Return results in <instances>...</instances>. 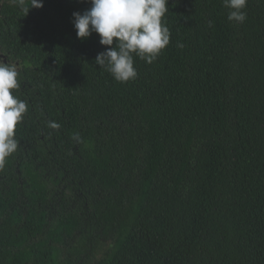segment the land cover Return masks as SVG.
<instances>
[{
  "label": "trees",
  "instance_id": "16d2710c",
  "mask_svg": "<svg viewBox=\"0 0 264 264\" xmlns=\"http://www.w3.org/2000/svg\"><path fill=\"white\" fill-rule=\"evenodd\" d=\"M90 7L0 0L27 104L0 168V264H264V0L242 23L223 0H168L170 43L128 82L95 63L97 33L77 37Z\"/></svg>",
  "mask_w": 264,
  "mask_h": 264
},
{
  "label": "clouds",
  "instance_id": "9594fccd",
  "mask_svg": "<svg viewBox=\"0 0 264 264\" xmlns=\"http://www.w3.org/2000/svg\"><path fill=\"white\" fill-rule=\"evenodd\" d=\"M229 9L228 20L242 23L247 0H223ZM20 10L28 14L31 8L43 7V0H17ZM91 7L83 13H73L76 35L84 40L97 33L100 44L108 47L95 57L118 82L134 80L137 69L134 56L151 64L170 43V30L162 18L168 11V0H90ZM211 26V22H209ZM183 47V44H179ZM19 69L15 63L0 60V168L16 152L17 124L27 111L26 102L14 95L19 88ZM59 128V124H50ZM79 140L78 134L73 137Z\"/></svg>",
  "mask_w": 264,
  "mask_h": 264
},
{
  "label": "water",
  "instance_id": "95a60500",
  "mask_svg": "<svg viewBox=\"0 0 264 264\" xmlns=\"http://www.w3.org/2000/svg\"><path fill=\"white\" fill-rule=\"evenodd\" d=\"M2 57V54H1V52H0V58Z\"/></svg>",
  "mask_w": 264,
  "mask_h": 264
}]
</instances>
